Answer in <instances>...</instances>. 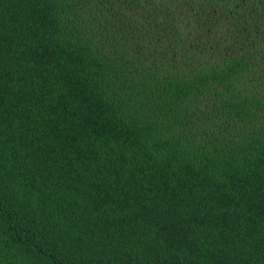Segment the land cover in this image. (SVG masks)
<instances>
[{
  "label": "trees",
  "instance_id": "trees-1",
  "mask_svg": "<svg viewBox=\"0 0 264 264\" xmlns=\"http://www.w3.org/2000/svg\"><path fill=\"white\" fill-rule=\"evenodd\" d=\"M0 264H264V0H0Z\"/></svg>",
  "mask_w": 264,
  "mask_h": 264
}]
</instances>
